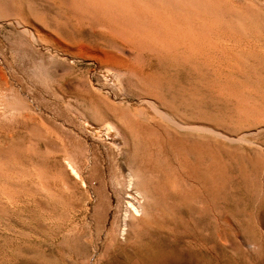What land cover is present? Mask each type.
Instances as JSON below:
<instances>
[{
    "label": "rangeland",
    "instance_id": "374dc122",
    "mask_svg": "<svg viewBox=\"0 0 264 264\" xmlns=\"http://www.w3.org/2000/svg\"><path fill=\"white\" fill-rule=\"evenodd\" d=\"M252 1L264 30V0ZM15 16L37 19L42 38L20 30ZM75 28L62 5L0 0V161L62 164L68 199L26 195L12 181L22 194L0 189V264H264V129L209 93V74L128 51L135 69L121 70L107 55L116 47ZM260 66L253 82L264 76ZM149 90L174 117L242 138L182 129L152 111L142 117L138 96ZM137 201L142 213L122 239L126 202ZM160 232L172 248H151Z\"/></svg>",
    "mask_w": 264,
    "mask_h": 264
},
{
    "label": "bare ground",
    "instance_id": "6f19581e",
    "mask_svg": "<svg viewBox=\"0 0 264 264\" xmlns=\"http://www.w3.org/2000/svg\"><path fill=\"white\" fill-rule=\"evenodd\" d=\"M48 1L56 7L62 5L66 8L74 26L84 35L87 33L85 28H88L92 35L96 34V38L100 44L108 43V45L116 47L117 53L107 54L113 66L124 71L135 69V65H131L130 57L124 54L128 51L132 56H141L143 59L146 57V59L163 62L167 65L179 64V66L184 65L187 68L189 66L198 72H196L197 75L199 73L209 74L208 78L205 77L208 88L204 86L208 89L209 93L212 92V95L218 97V99L221 98L220 100L231 101L235 107L237 116L246 119L252 117L254 123H256L253 127L254 130L264 129V76L254 74L256 75L255 82L251 80V73L255 69V65L258 66L257 68L263 65L260 67H262L261 69L264 68V30L262 29L263 26H261L263 20L261 21L259 14L260 8L252 0ZM14 19L18 28L28 32L31 36L42 38L44 35V31H42L41 26L37 23V19H21L16 18V16ZM202 76L204 77V75ZM158 95L150 90L147 93L139 94L138 97L145 102L146 107H139L140 109H137L142 117L147 116L149 111H152L161 116L169 117V120L176 127L178 126L182 129L188 125L192 127H205V129L210 127L218 131L221 129L218 126L215 127L219 129L215 128L214 124L211 126L208 123L209 121H206L208 124L200 120L198 122H196L197 120L188 122L179 116L174 117L173 113L169 109L167 110L168 107H166V104L161 101L162 99ZM168 105L170 106V104ZM219 132L223 133L222 130ZM223 134L231 140L242 138V133L225 132ZM34 153L36 154V152ZM69 159L70 157L68 161ZM14 161L16 160L0 161V172H3L6 176V182H0V189L5 190L9 194L11 193V196L12 194H22L14 186L18 182L21 184L22 189L27 188L26 195H29L32 189L34 192L35 190H41L47 193L48 196L61 200L64 205L68 204L65 191L63 192L61 189L62 186L66 185L65 170L62 168V164L57 165L58 167L53 165L54 168L42 166L32 169L16 163L21 161ZM62 162L63 164L65 163L64 161ZM41 163L44 165V162ZM49 164L51 165L50 162ZM29 179L30 183L27 181ZM9 181L14 182V184H9ZM18 183L16 185H19ZM171 186V194H167L169 197L174 194L172 190L174 191L177 185ZM149 196L145 197L148 198ZM25 198L28 199V196ZM11 201L14 200L12 199ZM140 201H137L138 204L136 206L129 203L130 201L126 202L128 204L126 205L127 207L125 206L126 210L124 209L125 212L122 217L121 237L128 231V220L133 215H141L142 204L140 205V203L143 200ZM149 244L151 248L157 250H165L164 248L166 247L172 248L170 236L164 235L161 232L155 235L154 238H149Z\"/></svg>",
    "mask_w": 264,
    "mask_h": 264
}]
</instances>
